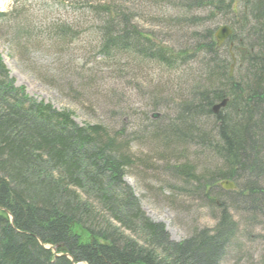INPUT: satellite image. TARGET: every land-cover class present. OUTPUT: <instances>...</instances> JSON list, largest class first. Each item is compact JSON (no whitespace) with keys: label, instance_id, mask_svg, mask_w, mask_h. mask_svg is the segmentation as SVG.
I'll return each instance as SVG.
<instances>
[{"label":"trees","instance_id":"obj_1","mask_svg":"<svg viewBox=\"0 0 264 264\" xmlns=\"http://www.w3.org/2000/svg\"><path fill=\"white\" fill-rule=\"evenodd\" d=\"M149 3V12L88 5L100 59L186 69L168 117L148 116L137 133L80 126L29 98L0 57V264H220L239 229L231 211H249L264 228V0ZM219 24L232 35L217 47ZM54 28L62 42L77 37L68 25ZM230 44L246 51L233 73ZM140 139L180 191L214 212L211 229L174 242L145 215L124 181L127 171L153 169L154 158L131 152ZM225 181L235 189L223 190Z\"/></svg>","mask_w":264,"mask_h":264},{"label":"rangeland","instance_id":"obj_2","mask_svg":"<svg viewBox=\"0 0 264 264\" xmlns=\"http://www.w3.org/2000/svg\"><path fill=\"white\" fill-rule=\"evenodd\" d=\"M82 1L32 0L0 20V57L15 86L24 88L26 95L37 102L70 112L80 126L96 123L111 132L125 129L134 134L148 126L154 115L168 117L172 102L181 95L185 67L168 70L154 62L100 59L96 55L98 21ZM89 1L123 3L132 10L144 7L149 12L152 0ZM5 5V0H0V10ZM61 24L69 25L77 37L60 41L54 27ZM138 24L148 28L144 23ZM169 41L180 46V40ZM233 57L238 59L239 54ZM155 105L161 107L154 110ZM143 141L133 142L131 152L141 160L154 158L149 160L153 169L127 171L124 181L145 215L164 225L174 242L185 239L194 230L211 229L214 212L203 206L197 196L180 191L178 183L163 172V164L157 161L153 148ZM240 211L230 212L239 229L233 247L224 252L220 264H264V228L252 226L250 212Z\"/></svg>","mask_w":264,"mask_h":264},{"label":"water","instance_id":"obj_3","mask_svg":"<svg viewBox=\"0 0 264 264\" xmlns=\"http://www.w3.org/2000/svg\"><path fill=\"white\" fill-rule=\"evenodd\" d=\"M229 31L226 28H222L216 35V39L218 41V43H221L226 37H228L229 35ZM243 53V51H241ZM225 103H222L221 106H224ZM219 109V106H215L213 108V111L216 112ZM156 117V115H154ZM220 187L223 190H233L235 187L232 183L230 182H222L220 183Z\"/></svg>","mask_w":264,"mask_h":264},{"label":"bare ground","instance_id":"obj_4","mask_svg":"<svg viewBox=\"0 0 264 264\" xmlns=\"http://www.w3.org/2000/svg\"><path fill=\"white\" fill-rule=\"evenodd\" d=\"M230 74H231V73H230ZM222 103H224V102H222ZM222 103H221V104H222ZM221 104H220V106H221Z\"/></svg>","mask_w":264,"mask_h":264}]
</instances>
